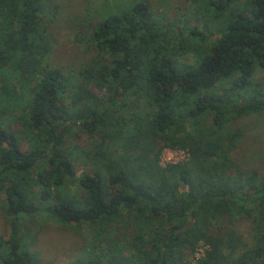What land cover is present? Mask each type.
Wrapping results in <instances>:
<instances>
[{
	"label": "trees",
	"instance_id": "1",
	"mask_svg": "<svg viewBox=\"0 0 264 264\" xmlns=\"http://www.w3.org/2000/svg\"><path fill=\"white\" fill-rule=\"evenodd\" d=\"M49 1L0 0V264H41L40 218L91 230L77 264H186L197 246V264H264V175L230 157L235 122L264 112V0H192L193 26L136 2L90 25L75 76L49 63ZM164 149L188 160L161 166Z\"/></svg>",
	"mask_w": 264,
	"mask_h": 264
},
{
	"label": "rangeland",
	"instance_id": "2",
	"mask_svg": "<svg viewBox=\"0 0 264 264\" xmlns=\"http://www.w3.org/2000/svg\"><path fill=\"white\" fill-rule=\"evenodd\" d=\"M139 1H147L150 10L159 18L182 22L188 20L190 26L197 25L190 17L196 5L192 0H50L40 15V28L46 29L52 48L49 63L62 68L66 74L75 76L93 55L86 41L91 31L90 25L128 10ZM182 59L186 60L185 57ZM256 71L254 83L264 85V71L259 68ZM219 87L220 85L215 87L217 93H221ZM235 124L241 129L242 136L237 147L230 153L231 159L240 171L249 172L255 169L260 175H264V112L242 117ZM166 150L169 149H164L162 153ZM162 153L159 162L165 164L161 160ZM74 168L76 176L83 173L80 163H75ZM250 226L251 221L243 218L234 226L245 245L252 242ZM78 228L69 226L64 229L57 223L41 218L30 221L28 230L36 237L32 245L39 252L41 264H77L81 247L91 238L89 228L77 233ZM8 232V223L0 204V235L7 236ZM202 248L197 246L195 252L189 255L186 264H192L199 252L203 251Z\"/></svg>",
	"mask_w": 264,
	"mask_h": 264
},
{
	"label": "built area",
	"instance_id": "3",
	"mask_svg": "<svg viewBox=\"0 0 264 264\" xmlns=\"http://www.w3.org/2000/svg\"><path fill=\"white\" fill-rule=\"evenodd\" d=\"M189 154L186 151L183 150H166V152L162 153L161 160L165 162V164H162V162H159L161 166H164L169 163H182V160H188ZM197 249V248H196ZM204 251V247L202 248ZM203 251H200L195 261L192 264H197V260L203 255Z\"/></svg>",
	"mask_w": 264,
	"mask_h": 264
},
{
	"label": "water",
	"instance_id": "4",
	"mask_svg": "<svg viewBox=\"0 0 264 264\" xmlns=\"http://www.w3.org/2000/svg\"><path fill=\"white\" fill-rule=\"evenodd\" d=\"M190 225H191V223H188V224H187V226H190Z\"/></svg>",
	"mask_w": 264,
	"mask_h": 264
}]
</instances>
